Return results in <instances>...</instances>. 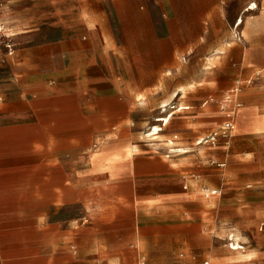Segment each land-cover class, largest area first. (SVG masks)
<instances>
[{"label": "crops", "instance_id": "0c3cea01", "mask_svg": "<svg viewBox=\"0 0 264 264\" xmlns=\"http://www.w3.org/2000/svg\"><path fill=\"white\" fill-rule=\"evenodd\" d=\"M233 2H240L234 22ZM48 15L50 40L17 52L16 73L34 81L30 91L55 81L56 98H23L33 128L0 132V264L177 259L180 238L200 234L202 216L222 203V192L209 199L180 192V163L170 156L200 157L173 140L167 155L152 141L163 133L201 145L226 121L218 106L238 84L234 132L229 144L219 142L225 152L209 157L225 162L226 232L263 230L264 202L246 190L261 185L251 169L255 152L245 148L264 143V0H49ZM170 104L173 111L160 116ZM152 121L147 137L154 138H142ZM93 145L100 147L87 153L80 175L97 180L76 186L70 152ZM15 158L31 162L18 168ZM76 204L86 211L80 230L46 215ZM233 236L231 264L255 261Z\"/></svg>", "mask_w": 264, "mask_h": 264}, {"label": "rangeland", "instance_id": "374dc122", "mask_svg": "<svg viewBox=\"0 0 264 264\" xmlns=\"http://www.w3.org/2000/svg\"><path fill=\"white\" fill-rule=\"evenodd\" d=\"M239 4L240 2L232 3L233 22L239 17L237 16L240 14ZM48 9L49 0H0V26L2 28L0 34V132L2 128H9L19 134L18 130L20 129L22 131L23 128H33L34 118L24 103L23 98H27L29 101L40 95L47 99L56 98L55 91L57 84L55 81L47 80L44 87L46 89L43 91H30L28 88L34 81L31 79L20 80L16 73V68L18 67V63L16 62L17 52L26 51L34 47L35 43H47L50 40L49 25L52 21H50ZM23 29L25 30L23 31ZM224 98L220 100L219 108L222 106ZM185 105L182 104V106ZM171 107L172 105L170 104L166 108L167 112H164L160 116L165 117L168 113L172 112ZM153 122L140 134L142 138L148 140L154 138V136L147 137L148 134L154 132L151 129ZM169 126L170 124L167 125V129ZM220 130L221 127L218 126L213 133L219 132ZM166 133L167 130L164 132V135ZM162 134L160 133V137L156 141H152L155 143L154 147L166 146L165 148H167L169 141L173 140L177 149L189 150V147L195 148L194 154H198L197 156L200 157L196 162L192 163L188 157H180V153H173L170 156L172 157L170 159H175L180 163L177 166L182 176L180 179V192L195 193L198 196H204L207 193L210 194L213 190L219 191V194L222 192V197L219 198L222 203L214 205L209 214L202 216L200 234L198 236H184L180 238V254L185 253L189 258L190 264H231L234 261V256L229 253L228 246L234 241H230L233 235L226 232L228 225L225 222L226 210L223 203L225 200V186L223 184L222 172L224 168H217L216 165H211L209 157L215 152H220V150L225 152V149H209V146L206 145H183L180 136L174 140L172 136L167 137ZM14 140L19 145L22 144L21 137L16 136ZM223 141L222 139L220 140L221 144H223ZM3 143L5 142H2V139H0V155L5 151ZM98 147L100 145H93L86 152H82L81 150H73L70 152L71 157L74 159V185L81 186L85 181L91 183L97 180L96 178L81 176L80 172L81 170L85 172L88 168L85 161L87 153L90 154ZM245 149L247 152H255L253 155V164L255 166L251 169L256 175L255 179L259 180L261 184L257 189L253 185H248L246 190L258 192L260 194L259 200L261 199L264 202V143L250 145ZM169 150L167 148V155L169 154ZM1 162L0 166L5 164V162ZM29 162H31L30 158H15L10 161L11 164H17V167L20 166L18 168H21L23 163ZM212 168L218 169L216 173L219 176H216L214 174L215 172L207 171ZM187 183L190 185L188 191L184 189ZM46 215L50 221L58 222L62 227L73 226L75 229L80 230L83 220L86 217V211L81 205L76 204L66 208H51L46 210ZM235 238L239 239V243L245 247L246 252L255 253V261L244 264H264V256L262 255V252H264V227L261 231H259V227L247 229L241 234H235L233 239ZM147 260L148 258L144 259L142 256L139 264L143 262L147 264ZM176 263L177 259L173 257L165 258L163 263L157 261L154 264Z\"/></svg>", "mask_w": 264, "mask_h": 264}, {"label": "built area", "instance_id": "2783aa9c", "mask_svg": "<svg viewBox=\"0 0 264 264\" xmlns=\"http://www.w3.org/2000/svg\"><path fill=\"white\" fill-rule=\"evenodd\" d=\"M241 23L242 20L239 19L233 26V36L236 40H241V34H240ZM239 93H240V84H238L237 87L230 90L225 95L223 104L221 106V110L226 114V121L221 126V130L219 132H214L211 135H209L207 138L202 139L200 141L201 145H208L209 147L215 149L218 147L221 139L224 140L227 144H229L235 126L233 117L236 111L242 107V104L238 101ZM210 162L211 165H216L218 168L225 167V162H218L216 160H210ZM186 189L187 187H185V190ZM210 194L211 196H216L219 194V191L213 190L211 191ZM142 264H144V262ZM176 264H190L188 256L185 253L179 254ZM205 264H209V263H205Z\"/></svg>", "mask_w": 264, "mask_h": 264}, {"label": "bare ground", "instance_id": "6f19581e", "mask_svg": "<svg viewBox=\"0 0 264 264\" xmlns=\"http://www.w3.org/2000/svg\"><path fill=\"white\" fill-rule=\"evenodd\" d=\"M165 120L166 121H168V119H167V117L165 118ZM162 121H164V120H162ZM162 130V129H161ZM154 131V130H153ZM155 131H158L157 129L155 130ZM155 133V132H154ZM150 135V134H149ZM159 137V136H158ZM181 150V149H180ZM204 198H206V199H209V198H211V197H213V196H211V194H205L204 196H203ZM237 237V236H236ZM232 240V239H231ZM234 248H236V250H239V244H237L236 245V247H234ZM233 248V249H234ZM246 251V250H245ZM237 253V252H236ZM240 254V253H239Z\"/></svg>", "mask_w": 264, "mask_h": 264}, {"label": "snow or ice", "instance_id": "6c2138e0", "mask_svg": "<svg viewBox=\"0 0 264 264\" xmlns=\"http://www.w3.org/2000/svg\"><path fill=\"white\" fill-rule=\"evenodd\" d=\"M252 7H255V5H252Z\"/></svg>", "mask_w": 264, "mask_h": 264}]
</instances>
